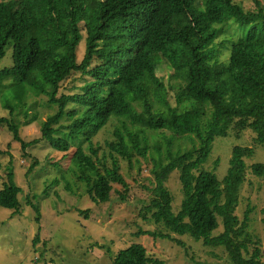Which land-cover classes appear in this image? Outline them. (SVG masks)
Returning <instances> with one entry per match:
<instances>
[{
  "label": "trees",
  "instance_id": "16d2710c",
  "mask_svg": "<svg viewBox=\"0 0 264 264\" xmlns=\"http://www.w3.org/2000/svg\"><path fill=\"white\" fill-rule=\"evenodd\" d=\"M248 1L252 9L238 0L0 1V61L9 47L13 59L0 72V90L8 80L25 101L30 94L48 98L56 112L44 122L42 139L69 152L90 199L106 204L118 185L125 202L129 186L120 160L135 164L138 174L142 163L151 164L152 187L140 215L167 233L137 236L183 246L172 236H188L223 247L231 264H264L262 243L251 231L253 209L242 220L237 216L245 160L255 149L234 147L221 181L203 167L218 137L250 131L255 146L264 147V0ZM232 27L237 38L228 34ZM82 41L86 51L79 63ZM161 64L169 70L167 80L158 75ZM75 74L82 85L59 94ZM8 107L13 117L15 108ZM0 125L24 151L38 143L21 139L13 118L0 116ZM110 126L102 150L94 138ZM249 168L264 177V165ZM178 171L185 202L174 214L167 184ZM7 179L0 207L19 212L21 190L12 174ZM113 264L167 263L142 245H129Z\"/></svg>",
  "mask_w": 264,
  "mask_h": 264
},
{
  "label": "rangeland",
  "instance_id": "374dc122",
  "mask_svg": "<svg viewBox=\"0 0 264 264\" xmlns=\"http://www.w3.org/2000/svg\"><path fill=\"white\" fill-rule=\"evenodd\" d=\"M238 1L244 2L246 9L253 8L248 0ZM235 28L232 27L228 34L237 38ZM85 51V41H82L79 63ZM12 66V48L9 47L0 61V72ZM159 67L158 75L167 80L169 70L163 64ZM82 83L80 75L75 74L64 81L59 94L75 92L74 87ZM0 91V116L14 119L25 142L38 141L24 151L8 127L0 125V150L3 152L0 153V192L9 174L21 190L19 212L0 207V264H113L119 249L129 245H142L149 256L167 264H231L223 247L204 246L188 236H172L183 241L184 246L172 240L137 236L140 232L167 233L164 228L143 221L140 215L152 187V165L142 163L143 173L138 174L135 164L130 167L120 160V174L129 186L126 201H120L122 189L115 185L110 202L97 205L79 181L77 167L69 152L54 150L42 139L44 122L56 112V108L48 104V98L30 94L25 101L8 80ZM8 105L15 108L13 117ZM32 116L36 118L30 120ZM111 131L112 126L94 138V143L102 150L111 138ZM249 132L240 138L233 135L216 138L203 170L214 173L221 181L228 174L234 147L255 149L253 158L245 160L247 180L241 190L237 216L242 220L248 208L253 209L251 231L264 250V177L254 176L249 168L264 165V147L255 146L254 136ZM167 186L174 197L172 212L178 214L185 202L179 171L169 177ZM221 232L220 227L216 235Z\"/></svg>",
  "mask_w": 264,
  "mask_h": 264
}]
</instances>
